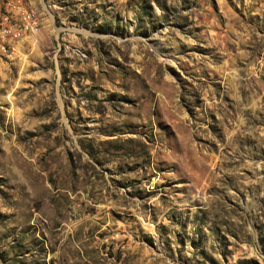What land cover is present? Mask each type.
Here are the masks:
<instances>
[{
  "label": "rangeland",
  "instance_id": "374dc122",
  "mask_svg": "<svg viewBox=\"0 0 264 264\" xmlns=\"http://www.w3.org/2000/svg\"><path fill=\"white\" fill-rule=\"evenodd\" d=\"M0 24V264H264V0H0Z\"/></svg>",
  "mask_w": 264,
  "mask_h": 264
},
{
  "label": "built area",
  "instance_id": "2783aa9c",
  "mask_svg": "<svg viewBox=\"0 0 264 264\" xmlns=\"http://www.w3.org/2000/svg\"><path fill=\"white\" fill-rule=\"evenodd\" d=\"M26 20L29 21V16L26 14ZM30 28L34 29V24H30ZM18 36L17 29L12 28L9 24H0V53L8 50L13 40Z\"/></svg>",
  "mask_w": 264,
  "mask_h": 264
},
{
  "label": "bare ground",
  "instance_id": "6f19581e",
  "mask_svg": "<svg viewBox=\"0 0 264 264\" xmlns=\"http://www.w3.org/2000/svg\"><path fill=\"white\" fill-rule=\"evenodd\" d=\"M35 21V20H34Z\"/></svg>",
  "mask_w": 264,
  "mask_h": 264
}]
</instances>
